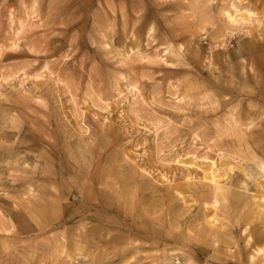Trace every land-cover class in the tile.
Segmentation results:
<instances>
[{"label":"rangeland","instance_id":"rangeland-1","mask_svg":"<svg viewBox=\"0 0 264 264\" xmlns=\"http://www.w3.org/2000/svg\"><path fill=\"white\" fill-rule=\"evenodd\" d=\"M233 5L260 31L218 35ZM62 146L103 204L69 207ZM263 165L264 0H0V249L22 264H264Z\"/></svg>","mask_w":264,"mask_h":264},{"label":"clouds","instance_id":"clouds-1","mask_svg":"<svg viewBox=\"0 0 264 264\" xmlns=\"http://www.w3.org/2000/svg\"><path fill=\"white\" fill-rule=\"evenodd\" d=\"M88 171H91V169L88 168ZM57 173L61 178L59 181L61 188L67 191V195L70 197L67 202L71 209L75 210V208L78 207L79 202L87 201L90 193H94L96 197H99L101 199V204H103L104 193L95 186H90L89 176L85 171L84 166L74 168L72 164L69 163L63 150V146L61 147L60 167L57 169ZM94 211L103 212L104 209L103 207H100L94 209ZM17 229H19L20 234L26 233V223L21 221L16 225H13L11 231L17 232ZM20 247V242L17 241L10 248L0 249V264H22L20 252L17 251ZM113 264H121V261L117 259ZM189 264H195V262L190 261ZM205 264H207V261H205Z\"/></svg>","mask_w":264,"mask_h":264},{"label":"bare ground","instance_id":"bare-ground-1","mask_svg":"<svg viewBox=\"0 0 264 264\" xmlns=\"http://www.w3.org/2000/svg\"><path fill=\"white\" fill-rule=\"evenodd\" d=\"M233 9H234V11L232 13H230L228 11L225 13V16L227 19V27H225L224 29L220 28L218 35H221L222 30L226 31V28L229 29L230 32L246 31L247 35L252 34L255 31L256 32L260 31V28L262 26V21L260 19H254V17H253L254 14L251 11L239 9L235 5H233ZM255 21H257L259 23V26L252 28L251 25ZM210 42H212V40H210ZM223 54H225V51L220 50V51L215 52L214 55L217 57V59H215V60L220 67L226 68V66H228V65H226V63L223 60L224 59V57H222V56H224ZM227 55H228V53H227ZM229 72H232L231 69ZM262 168L264 169V165L262 166ZM209 170L211 173L206 175L205 179L209 180L213 184L214 198H215L214 201L215 202L213 203V209L211 212L212 214L208 217L209 218L208 224L210 226H213L216 222L219 221L217 211L219 209L218 205H220V198H221L222 192L224 191V188L221 185V181L218 180V177L216 175L217 168H216L215 163H213L209 166ZM259 207L263 208L264 203H260ZM251 239L252 238L249 236L248 241L250 242ZM125 254H127V253H124V255ZM252 258H254V256H252L251 259ZM253 260L254 259H252V261ZM175 264H181V262H177Z\"/></svg>","mask_w":264,"mask_h":264}]
</instances>
